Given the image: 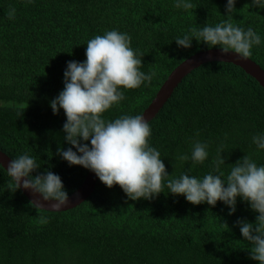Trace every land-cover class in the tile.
<instances>
[{
  "label": "trees",
  "instance_id": "16d2710c",
  "mask_svg": "<svg viewBox=\"0 0 264 264\" xmlns=\"http://www.w3.org/2000/svg\"><path fill=\"white\" fill-rule=\"evenodd\" d=\"M190 2L194 9L184 10L174 7L176 0H0V150L11 159L33 156L37 172L53 171L71 194L88 169L57 155L58 148L70 147L62 130L66 115L63 109L54 115L50 107L64 88L67 62L85 61L87 42L96 35L129 34L133 50L143 54L141 71L156 75L151 84L124 90L125 99L102 118L140 115L180 62L209 48L195 38L187 49L175 40L226 19L227 0ZM251 3L236 0L232 22L260 36L250 59L264 70V9ZM149 124L150 145L177 178L212 172L221 146L224 179L246 154L264 166V149L252 142L264 134V89L232 63L213 61L192 70ZM195 140L208 144L205 162L178 160L191 155ZM229 211L221 201L193 205L166 187L152 200L133 201L119 185L108 188L99 179L74 208L36 210L20 189L14 192L0 166V264H259L236 226L238 219L255 223L257 213L239 197L236 212Z\"/></svg>",
  "mask_w": 264,
  "mask_h": 264
},
{
  "label": "clouds",
  "instance_id": "9594fccd",
  "mask_svg": "<svg viewBox=\"0 0 264 264\" xmlns=\"http://www.w3.org/2000/svg\"><path fill=\"white\" fill-rule=\"evenodd\" d=\"M235 4L236 0H227L224 21L215 26L206 23L202 28H192L183 38L178 37L176 44L187 49L195 38L209 48L219 46L223 54L233 53L239 60H248L261 38L252 27L245 30L233 24ZM247 6L264 9V0H252ZM174 7L189 10L195 6L190 0H176ZM14 15L15 9H11L8 18L13 19ZM85 55L83 62H67L64 88L50 101L54 115L61 109L66 115L62 130L70 145L66 150L58 148L57 155L69 166H82L94 172L108 188L119 185L133 201L152 200L165 193L166 187L168 193L183 195L193 205L207 203L215 207L221 201L232 215L239 197L257 215L255 223L238 219L236 226L243 241L250 245V258L264 264V166H258L246 154L231 164L230 173L224 179L221 165H225V158L221 146L213 160V171L202 179L188 173L178 178L169 175L161 153L149 143L151 127L143 115H124L114 121L102 118L103 113L125 99L124 90L137 89L145 82L151 84L156 75L141 71L143 54L133 50L131 36L117 30L96 35L87 42ZM252 142L258 149H264V134L254 135ZM207 149V143L195 140L191 155H179L177 159L191 160L193 165L203 164L209 156ZM39 168L33 156L23 154L9 161L6 172L14 182V192L21 188L31 190L34 196L38 194L37 199L52 202V208L60 210L70 202L69 193L59 175L51 170L38 173ZM34 172L37 174L33 175ZM30 204L36 210H48L36 199ZM40 222L47 223L46 217L41 216ZM222 224L228 228L226 222Z\"/></svg>",
  "mask_w": 264,
  "mask_h": 264
},
{
  "label": "water",
  "instance_id": "95a60500",
  "mask_svg": "<svg viewBox=\"0 0 264 264\" xmlns=\"http://www.w3.org/2000/svg\"><path fill=\"white\" fill-rule=\"evenodd\" d=\"M213 61L232 63L233 65L240 67L245 73L254 78L264 89V70L252 59L249 58L246 61L239 60L233 53L223 54L220 47L208 48L195 52L180 62L168 74L164 82L157 90L155 96L140 115H143L146 120L150 121L163 107V105L173 93L174 89L179 85L186 75H188L192 70L199 67L200 65ZM11 160L12 159L5 152L0 150V163L3 164L4 167H1H3L5 171L7 169V164ZM98 179L99 178L94 172L88 170L78 188L69 194L70 202L66 206H63L60 210L53 209L52 202H43L37 199L38 194L37 196H34L31 190H25L21 188L20 191L29 201H34L36 199L38 203H41L43 207L48 209L47 211H65L76 207L86 200L93 192Z\"/></svg>",
  "mask_w": 264,
  "mask_h": 264
}]
</instances>
